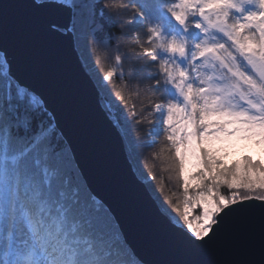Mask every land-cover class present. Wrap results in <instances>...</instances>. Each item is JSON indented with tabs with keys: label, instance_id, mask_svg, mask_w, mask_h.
<instances>
[{
	"label": "snow or ice",
	"instance_id": "obj_1",
	"mask_svg": "<svg viewBox=\"0 0 264 264\" xmlns=\"http://www.w3.org/2000/svg\"><path fill=\"white\" fill-rule=\"evenodd\" d=\"M239 140L264 146V0H0V264H264Z\"/></svg>",
	"mask_w": 264,
	"mask_h": 264
},
{
	"label": "rangeland",
	"instance_id": "obj_2",
	"mask_svg": "<svg viewBox=\"0 0 264 264\" xmlns=\"http://www.w3.org/2000/svg\"><path fill=\"white\" fill-rule=\"evenodd\" d=\"M217 148H224L227 155H225V163L239 160L245 155L251 156L253 159L264 160V146H256L251 142L239 140L225 147L222 144L217 143ZM224 155V153H221Z\"/></svg>",
	"mask_w": 264,
	"mask_h": 264
},
{
	"label": "water",
	"instance_id": "obj_3",
	"mask_svg": "<svg viewBox=\"0 0 264 264\" xmlns=\"http://www.w3.org/2000/svg\"><path fill=\"white\" fill-rule=\"evenodd\" d=\"M68 70L70 72H74L75 68L73 66H70ZM114 165H115L117 172L123 176L124 170H125V164H124L123 160L120 159L119 157L115 158ZM129 184H130V181H129ZM134 191L136 192L137 198L140 199L141 197H140L139 191L138 190H134ZM145 207H147L146 204H145Z\"/></svg>",
	"mask_w": 264,
	"mask_h": 264
},
{
	"label": "trees",
	"instance_id": "obj_4",
	"mask_svg": "<svg viewBox=\"0 0 264 264\" xmlns=\"http://www.w3.org/2000/svg\"><path fill=\"white\" fill-rule=\"evenodd\" d=\"M152 149H143L142 152L146 155L148 154L149 152H151Z\"/></svg>",
	"mask_w": 264,
	"mask_h": 264
}]
</instances>
